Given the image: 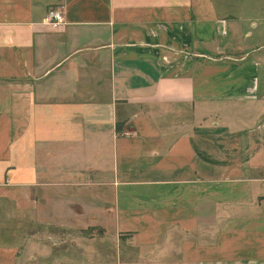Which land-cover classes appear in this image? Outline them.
Here are the masks:
<instances>
[{
  "label": "crops",
  "instance_id": "crops-1",
  "mask_svg": "<svg viewBox=\"0 0 264 264\" xmlns=\"http://www.w3.org/2000/svg\"><path fill=\"white\" fill-rule=\"evenodd\" d=\"M217 6L0 0V264L39 258L23 230L51 213L264 264V0Z\"/></svg>",
  "mask_w": 264,
  "mask_h": 264
},
{
  "label": "rangeland",
  "instance_id": "rangeland-1",
  "mask_svg": "<svg viewBox=\"0 0 264 264\" xmlns=\"http://www.w3.org/2000/svg\"><path fill=\"white\" fill-rule=\"evenodd\" d=\"M214 1L220 4L217 7L221 12L234 9L228 5L235 0ZM44 202L51 211L52 200L45 199ZM63 202L68 205V200ZM74 204L77 211L82 210L78 202ZM67 217L62 215L61 219L68 221ZM23 237H26L24 242L32 240L39 245V258L33 256V264H171L166 262L163 236L155 241L136 243L129 231H105L99 225L56 223L52 213L45 215L43 223L24 228ZM16 264L26 263L20 259Z\"/></svg>",
  "mask_w": 264,
  "mask_h": 264
},
{
  "label": "built area",
  "instance_id": "built-area-1",
  "mask_svg": "<svg viewBox=\"0 0 264 264\" xmlns=\"http://www.w3.org/2000/svg\"><path fill=\"white\" fill-rule=\"evenodd\" d=\"M46 23L51 26H58L61 22H63L62 9L58 5H49L46 11ZM264 119V118H263ZM122 133L127 134L130 133L129 129H124Z\"/></svg>",
  "mask_w": 264,
  "mask_h": 264
},
{
  "label": "trees",
  "instance_id": "trees-1",
  "mask_svg": "<svg viewBox=\"0 0 264 264\" xmlns=\"http://www.w3.org/2000/svg\"><path fill=\"white\" fill-rule=\"evenodd\" d=\"M115 129H116L117 132L122 131L121 126H120V124L118 122L115 123Z\"/></svg>",
  "mask_w": 264,
  "mask_h": 264
}]
</instances>
